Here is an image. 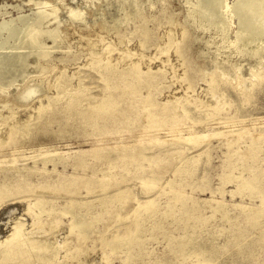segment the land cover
Segmentation results:
<instances>
[{
    "label": "rangeland",
    "instance_id": "374dc122",
    "mask_svg": "<svg viewBox=\"0 0 264 264\" xmlns=\"http://www.w3.org/2000/svg\"><path fill=\"white\" fill-rule=\"evenodd\" d=\"M193 3L0 0L38 35L0 85V251L20 225L31 264H264V33L229 45Z\"/></svg>",
    "mask_w": 264,
    "mask_h": 264
},
{
    "label": "bare ground",
    "instance_id": "6f19581e",
    "mask_svg": "<svg viewBox=\"0 0 264 264\" xmlns=\"http://www.w3.org/2000/svg\"><path fill=\"white\" fill-rule=\"evenodd\" d=\"M187 1L192 3L194 2L192 0ZM193 5L195 13L191 15V19L198 26L214 25L222 34L223 42H226L229 45L238 44L241 50L248 49V42L257 40L259 33H264V0H237L233 5H231L228 0H195ZM233 16L238 17L239 25L236 30L234 29L237 36L233 39H230L228 36V31L233 24ZM139 17L140 19L145 20L150 17V15L147 17L145 14H140ZM187 18H189V15ZM25 19L23 17L20 21H2L0 23V38L2 33H6L5 39H0V47H9L11 49L6 53L0 54L1 86L7 85L10 82V80L6 78L7 72H10L14 69L23 71L26 70V67L29 66L30 63L29 54L34 52V50H31L30 47L36 45L38 41V35L35 32V29L31 24L27 23ZM144 23L145 21L142 24L144 25ZM138 29L141 36H144L145 38L148 37L150 27L143 26L139 27ZM58 33L59 32L57 29L53 30L52 32L54 36H58ZM40 46L42 48L45 47L44 44H41ZM27 48H29V50L25 51L24 49ZM16 50H18V52ZM39 55L46 56L48 55V51L42 49L40 50ZM39 67L43 68L45 67V64L39 61ZM28 85V88L25 90L27 95L34 94V92L38 90V86L35 84V81H29ZM7 103L8 101L6 100L5 104ZM82 116L84 119L87 118L86 114ZM112 117L117 118L119 121L125 120L127 118V116H125V118L123 115L118 114L113 115ZM103 127L104 125L98 124L96 128H100L99 130L103 131ZM47 151L43 149L42 153ZM63 157L64 156L60 154L58 159H56L53 154H49L44 159V162L46 164L47 162L52 161L56 165L57 162ZM30 167L32 168V171L41 170L46 172V168L42 169L35 165ZM30 167H27V169ZM16 169L21 170L22 168L18 166ZM7 179L8 177L5 178L0 176V184H7ZM119 192L121 193L122 191ZM39 201L41 200L38 199V202ZM28 233L29 232L26 233V231H21L20 225H16L13 228L12 233L5 236L4 241L7 242L0 251V264H31L29 260L32 254L31 250H33L35 247L43 248L47 246L46 244L48 242L42 243V241L33 239V237L28 236ZM41 255L43 254H38V257ZM39 258L46 264L58 263L55 254Z\"/></svg>",
    "mask_w": 264,
    "mask_h": 264
}]
</instances>
